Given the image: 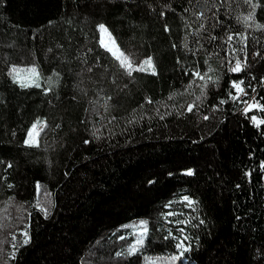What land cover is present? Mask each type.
<instances>
[{
    "label": "trees",
    "instance_id": "1",
    "mask_svg": "<svg viewBox=\"0 0 264 264\" xmlns=\"http://www.w3.org/2000/svg\"><path fill=\"white\" fill-rule=\"evenodd\" d=\"M252 4L0 0V264L163 258L175 249L168 213L184 196L195 201L184 209L190 261L264 264V111L244 112L250 97L264 106V0ZM99 25L156 74L128 75ZM236 58L242 70L229 71ZM29 66L39 87L9 75ZM141 219L147 237L130 255L123 226Z\"/></svg>",
    "mask_w": 264,
    "mask_h": 264
},
{
    "label": "snow or ice",
    "instance_id": "2",
    "mask_svg": "<svg viewBox=\"0 0 264 264\" xmlns=\"http://www.w3.org/2000/svg\"><path fill=\"white\" fill-rule=\"evenodd\" d=\"M245 2L249 3V5L253 9L256 6H258L256 4H252V0H245ZM253 18H254V12H250L249 15L244 18V23L247 25V22L249 20H252ZM257 27H264V26L257 25ZM99 31H100L101 34H103V33H107L108 30H107V28L104 25H99ZM110 36H111V34L109 33V37ZM213 39H214V37H213ZM234 39L244 40V39H246V37H243L242 34L239 37H234L232 34H229L227 36V38H226V43H231ZM110 42H111V45H112L111 47H109L107 44H104L103 39H101L102 46H104L106 48V50L109 51L113 55V57H115L118 61H120L121 67L125 68V70L127 71L128 75H132L133 71H141V72H143V71H149V70L151 71V74H153V75L156 74L155 66L152 63L151 58L145 59V60H143L141 62L140 65L133 67V63H132L131 59L128 56H125L124 52L120 51L118 46L115 45V40L111 39ZM236 51H238V49H236V48L232 49V53L233 54ZM246 62H247V60H246V57H245V63ZM229 63L231 65V61H229ZM241 70H242L241 61H240L239 58H236L235 64L230 66L229 71L240 72ZM19 71H21V70L15 68V67H13L11 69V72L9 73V75L12 76L13 82L14 83H19V85L21 87L28 86L22 80L17 78L16 74ZM25 71L31 72L33 74H37L35 68L27 69ZM192 75L194 77L200 79V80H205V76L201 75L198 69L196 71H194L192 73ZM37 76H38V74H37ZM209 79H211V78L209 77ZM242 84H243V81H240L239 83L233 82L232 86L234 88H236L239 92H243V89L240 87ZM206 85H207V81L205 80V85L204 86L206 87ZM35 86L39 87L40 85H39V83H36ZM46 91H50V89H47ZM232 98L233 99H238V97H232ZM197 99H199V97ZM148 102L151 103L150 100ZM221 103H224V101H221ZM253 107L258 108L260 111H264V106L259 105L258 103L257 104H250V103L246 102V106H245V109H244L245 114H247L248 111H251ZM192 108H193V105H189L187 110L188 111H192ZM161 119H163L162 116H161ZM205 119H207V117H205ZM252 119L255 120L256 118L252 117ZM258 123H264V121H259ZM40 124H41L40 121H36L32 125V129L29 131L28 139L26 140V143H28L29 145H32V144L35 143V141H34V133L36 132V129H37V127ZM85 143H87V141ZM7 167H11V164H8ZM184 174L188 175V176H192V175H194V170H191V169L186 170ZM249 175H250V173H249ZM9 186H11V185H9ZM184 200L187 201V203L189 205H192V204L195 203V201L190 200L188 197H184ZM37 207L39 208L40 211H42L45 214V216H47L48 209L46 207H40L39 205H37ZM168 207H170V205ZM168 215H177V213L169 212ZM176 223H180V222L177 221ZM135 227L137 229V231L135 233L137 235V241H136V244L133 245L129 249L128 254H130V255L131 254H135L139 250V247L143 246L144 239H145V237L147 235V231H148L147 222L146 221H141L140 224L135 226ZM180 232L182 233V238L172 237L173 239L177 240L176 245H175V247L177 249V254L171 256L170 258H163V259H165L167 261H170V264H176L177 261H181L184 258V253L187 252V251H190V246L185 244V241L188 239V237L187 236H183V229H180ZM21 234L25 237L24 243L27 244L28 243V239H29L27 231H23ZM13 239H15V237H13Z\"/></svg>",
    "mask_w": 264,
    "mask_h": 264
},
{
    "label": "rangeland",
    "instance_id": "3",
    "mask_svg": "<svg viewBox=\"0 0 264 264\" xmlns=\"http://www.w3.org/2000/svg\"><path fill=\"white\" fill-rule=\"evenodd\" d=\"M109 33L110 32L108 30L107 33H103V34L100 33V36H101V39H103L104 44H107L109 47H111L112 45H111V42L110 41H111V39H114V38H113V36H110L109 37ZM115 45L118 46L117 43H116V41H115ZM118 48L120 49L119 46H118ZM120 51H122V50L120 49ZM152 63H153V61H152ZM153 65H154V63H153ZM135 66H137V65L133 64V67H135ZM15 68L21 70L16 75H17V78L20 79V80H22L26 85H28V86H35L36 83H39V84L41 83V77H40V74H39V72L37 71L36 68L35 69H36V73L38 74V76H37V74H33L31 72L25 71L27 69H32L34 67L29 66V67H15ZM146 72H151V71L149 70V71H146ZM246 102L247 103H250V104H257L258 103V102H255L254 101V98L253 97L248 98L246 100ZM245 106H246V104H245ZM245 106H244V108H245ZM251 111H257L256 116H258L259 115L258 112L260 110L258 108H256V107H253ZM43 126H44V123L41 122V124L37 127L36 132L34 133V141H35L34 144H37L38 143V134H39V132H40V130L42 129ZM31 129H32V127H31ZM184 197H188L189 198V196H184ZM184 197L179 198V199H176L174 201L175 204H173V206H171L173 210L171 209L170 212L177 213V215H169L171 218L168 221L171 223V225H173L172 232L170 234L172 237L182 238V233L180 232V229H183V236H187L186 233H185L184 226L187 224L189 217H188V213L184 209L193 208L194 204L189 205L187 203V201L184 200ZM189 199L192 200L191 198H189ZM141 221H146L147 222L146 219H141V220H136V221L130 222V223L125 224L123 226L124 236L125 237H130V236L134 237L133 242L131 243L130 246H128V248L126 250L127 253L129 252V249L133 245L136 244L137 235L135 233H136L137 229H136L135 226L139 225ZM177 221H179L180 223H176ZM147 228H148V226H147ZM146 237H147V235H146ZM146 237H145V239H146ZM145 239H144V242H145ZM176 242H177V240L175 239V245H176ZM185 244L189 246V238L185 241ZM140 250H141V247H139V250L136 253H138ZM187 252L184 253V258L181 261H177L176 264H194L192 261H190L186 257V253ZM176 254H177V249L175 247L174 253H172V254H166L165 257H163V258H170L171 256L176 255ZM163 258H160V257H150V258L147 259V261L145 262V264H170V261H167V260H165Z\"/></svg>",
    "mask_w": 264,
    "mask_h": 264
},
{
    "label": "built area",
    "instance_id": "4",
    "mask_svg": "<svg viewBox=\"0 0 264 264\" xmlns=\"http://www.w3.org/2000/svg\"><path fill=\"white\" fill-rule=\"evenodd\" d=\"M244 94H245V95H248L247 90L244 91ZM261 121H264V119H262Z\"/></svg>",
    "mask_w": 264,
    "mask_h": 264
}]
</instances>
